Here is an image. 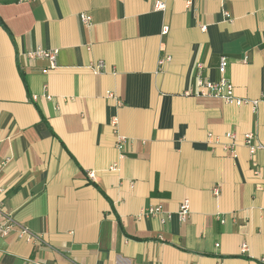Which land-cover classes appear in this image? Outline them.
I'll return each instance as SVG.
<instances>
[{"label": "crops", "instance_id": "obj_1", "mask_svg": "<svg viewBox=\"0 0 264 264\" xmlns=\"http://www.w3.org/2000/svg\"><path fill=\"white\" fill-rule=\"evenodd\" d=\"M154 1L0 4V209L36 237H0V264H264V148L243 142L264 146V0ZM39 47L55 68L26 58ZM221 57L256 109L184 94Z\"/></svg>", "mask_w": 264, "mask_h": 264}, {"label": "built area", "instance_id": "obj_2", "mask_svg": "<svg viewBox=\"0 0 264 264\" xmlns=\"http://www.w3.org/2000/svg\"><path fill=\"white\" fill-rule=\"evenodd\" d=\"M191 2L188 1L187 4ZM166 3L165 0H155L153 3V9L157 11L165 10ZM225 16L228 17L227 12H225ZM80 21L86 25L90 26L92 23L91 16L85 13L79 14ZM205 26H203V29ZM168 28L165 26L163 27L162 33H166ZM57 49H44V48H35L26 52L25 56L29 60H35L37 58H43L48 61L47 69H53L57 65ZM171 57L169 55L161 56L158 58L157 65L160 67L164 63L169 62ZM227 67V60L225 57H221L218 64V72L221 75L220 78L216 81L212 80H205L202 77V65L197 64V75H196V83L194 90H187L184 92L185 95H193L198 97H209V98H216L221 100L225 104H231L235 106H242V105H250L253 109H256L260 98L249 99V98H240L235 95L234 87L230 80H228L224 74ZM91 71L94 74H100L105 71L106 65L104 60L97 59L90 63ZM47 84L44 83L42 85V91L46 98L50 99V95L48 94ZM106 96L108 97H115V94L112 91H107ZM32 99H36V96L33 95ZM113 124H116V118L113 119ZM226 137L229 139L233 138L232 133H226ZM209 137H212L209 134ZM116 147L118 150H122L124 144L127 142V138L120 134L116 135ZM244 145L247 147L250 156H253L258 150L264 148L263 144L257 139V137L252 133H246L244 135ZM224 149L229 151L232 156H236V152L233 146V142L224 146ZM111 169H118V164L114 163L111 166ZM87 179L89 181H94L95 174L93 171L89 170L86 172ZM162 213L160 207H150L142 212L143 216H156ZM190 213L189 203L187 200H183L177 211L176 216L180 222H184L187 220ZM168 218H171V213L166 214ZM14 228L16 229V235L20 238H25L27 241L35 240V236L29 231L26 226H20L17 222L14 221L11 214L8 212H4L0 209V237L6 236L12 232ZM241 249L244 251L246 249V244L241 245Z\"/></svg>", "mask_w": 264, "mask_h": 264}, {"label": "trees", "instance_id": "obj_3", "mask_svg": "<svg viewBox=\"0 0 264 264\" xmlns=\"http://www.w3.org/2000/svg\"><path fill=\"white\" fill-rule=\"evenodd\" d=\"M18 1L19 0H0V4H10V3L18 2Z\"/></svg>", "mask_w": 264, "mask_h": 264}]
</instances>
